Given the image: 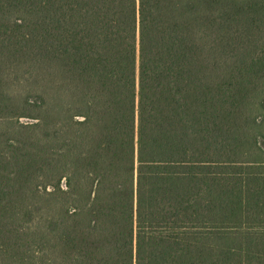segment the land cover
I'll return each instance as SVG.
<instances>
[{"label": "trees", "instance_id": "obj_1", "mask_svg": "<svg viewBox=\"0 0 264 264\" xmlns=\"http://www.w3.org/2000/svg\"><path fill=\"white\" fill-rule=\"evenodd\" d=\"M29 243L264 264V0H0V264Z\"/></svg>", "mask_w": 264, "mask_h": 264}, {"label": "rangeland", "instance_id": "obj_2", "mask_svg": "<svg viewBox=\"0 0 264 264\" xmlns=\"http://www.w3.org/2000/svg\"><path fill=\"white\" fill-rule=\"evenodd\" d=\"M31 229H37L39 230L41 233L43 232V229H44V223L42 220L40 219H37L36 221L34 220V222H32L31 224ZM29 241H27L28 243ZM37 246H35V244H32V243H29V247L28 248H25L23 247V260H25L24 262H26V264H42L43 261H42V254L40 252V249H36ZM30 249L32 251V253L30 252ZM35 251V253H33ZM14 261V260H12ZM11 261V262H12ZM14 264H17V263H14Z\"/></svg>", "mask_w": 264, "mask_h": 264}]
</instances>
